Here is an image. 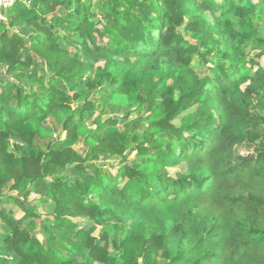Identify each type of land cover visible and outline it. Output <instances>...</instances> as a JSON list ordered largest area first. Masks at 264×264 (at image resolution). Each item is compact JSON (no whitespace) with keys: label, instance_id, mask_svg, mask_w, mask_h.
<instances>
[{"label":"trees","instance_id":"1","mask_svg":"<svg viewBox=\"0 0 264 264\" xmlns=\"http://www.w3.org/2000/svg\"><path fill=\"white\" fill-rule=\"evenodd\" d=\"M3 13L0 264H264V0Z\"/></svg>","mask_w":264,"mask_h":264},{"label":"rangeland","instance_id":"2","mask_svg":"<svg viewBox=\"0 0 264 264\" xmlns=\"http://www.w3.org/2000/svg\"><path fill=\"white\" fill-rule=\"evenodd\" d=\"M0 19H7V16L3 15V18H0ZM106 114H109V112L105 111V112H103L100 115L104 116ZM97 116H98V113H96V118H97ZM77 147H80V146H77ZM79 149L81 150V148H79ZM239 151H240V153H243V154H246L248 151L250 152V150H247L244 147H240ZM103 158H104V156H100V159L98 160L99 163H102ZM118 160H119L118 156H113V157H110L108 163H110V162L117 163ZM37 196H38V194H36V193L32 194L31 197H30V200H31L30 202L38 204L41 212L45 216L51 215L48 211H51L52 207H49V206L47 207V205L45 203H43V204L40 203L39 199L37 198ZM0 209H4V210H6L7 212L11 213L12 215H14L16 217H21L23 215L20 206L18 204H16V203H8V204H5V205L4 204H0Z\"/></svg>","mask_w":264,"mask_h":264},{"label":"built area","instance_id":"3","mask_svg":"<svg viewBox=\"0 0 264 264\" xmlns=\"http://www.w3.org/2000/svg\"><path fill=\"white\" fill-rule=\"evenodd\" d=\"M16 0H0V18H3V9H6L12 6Z\"/></svg>","mask_w":264,"mask_h":264},{"label":"water","instance_id":"4","mask_svg":"<svg viewBox=\"0 0 264 264\" xmlns=\"http://www.w3.org/2000/svg\"><path fill=\"white\" fill-rule=\"evenodd\" d=\"M51 143H52V142L49 143V147H50Z\"/></svg>","mask_w":264,"mask_h":264}]
</instances>
